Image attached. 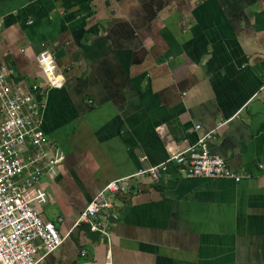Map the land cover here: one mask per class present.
<instances>
[{"label":"crops","instance_id":"1","mask_svg":"<svg viewBox=\"0 0 264 264\" xmlns=\"http://www.w3.org/2000/svg\"><path fill=\"white\" fill-rule=\"evenodd\" d=\"M40 45L61 83L42 94L40 127L63 159L32 207L65 237L40 264H264V0H0L14 82H43ZM212 129L209 153L249 179L168 162L112 198L107 239L73 227L106 182Z\"/></svg>","mask_w":264,"mask_h":264},{"label":"built area","instance_id":"2","mask_svg":"<svg viewBox=\"0 0 264 264\" xmlns=\"http://www.w3.org/2000/svg\"><path fill=\"white\" fill-rule=\"evenodd\" d=\"M40 47L36 62L44 77L42 83L14 82L11 71L0 65V264H40L65 239L32 207V202L44 200L43 194L35 189L39 179L51 175L63 159L40 127L42 94L61 86L52 57L44 45ZM198 129L199 126L194 127ZM214 132L212 129L198 136L186 148L170 155L165 163L106 182L85 205L73 227L83 225L89 232L107 239V226L113 216L103 211L110 208L112 198L128 191L131 179L139 174L157 181L168 162L175 163L184 178L233 183L249 179L248 174L231 171L224 159L209 153L207 143L214 138ZM261 168L259 165L258 169Z\"/></svg>","mask_w":264,"mask_h":264}]
</instances>
